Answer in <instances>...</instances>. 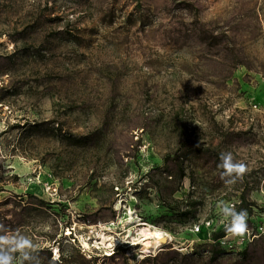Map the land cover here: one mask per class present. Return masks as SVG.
Segmentation results:
<instances>
[{"label":"rangeland","instance_id":"rangeland-1","mask_svg":"<svg viewBox=\"0 0 264 264\" xmlns=\"http://www.w3.org/2000/svg\"><path fill=\"white\" fill-rule=\"evenodd\" d=\"M241 194L262 234L222 248ZM118 216L166 242L99 245ZM0 224L42 264H264V0H0Z\"/></svg>","mask_w":264,"mask_h":264},{"label":"clouds","instance_id":"clouds-1","mask_svg":"<svg viewBox=\"0 0 264 264\" xmlns=\"http://www.w3.org/2000/svg\"><path fill=\"white\" fill-rule=\"evenodd\" d=\"M218 168L221 180L225 184H233L237 179H242L248 172V166L241 161H235L231 152H222L219 155ZM220 214L227 218L225 224L226 233L232 237H244L248 232L247 210L237 211L234 205L220 203L217 205ZM3 224H0V232H7ZM15 253H19V264H42L33 241L28 237L16 233L15 235H0V264H14ZM49 264H61L58 249H53V255Z\"/></svg>","mask_w":264,"mask_h":264},{"label":"bare ground","instance_id":"bare-ground-1","mask_svg":"<svg viewBox=\"0 0 264 264\" xmlns=\"http://www.w3.org/2000/svg\"><path fill=\"white\" fill-rule=\"evenodd\" d=\"M116 208L119 210L121 208V205L117 204ZM125 216L127 217L125 221H128V224L135 223L132 220L131 212L129 214H125ZM136 226L137 225H134L132 228H127L126 224H123V221L121 220L120 216H118V218L114 222H110L107 224L100 223L98 226H96L100 232L98 233V240H100L98 244L103 245L106 242H109L108 246L112 245L113 237L105 236L101 232L104 230L108 232H112L115 231L117 228H119V230H122L123 233L127 232V237H130L132 234H134V236H132L131 238L132 245L140 244L142 246L141 251L143 253H146L147 255L149 253L151 254L152 251H154L159 246H161L162 243L166 242L167 235H165L162 231L158 230L157 228L145 224L143 225L138 224V226H147V227H142L133 231V229ZM203 237H204L203 235L199 236V238H203Z\"/></svg>","mask_w":264,"mask_h":264},{"label":"built area","instance_id":"built-area-1","mask_svg":"<svg viewBox=\"0 0 264 264\" xmlns=\"http://www.w3.org/2000/svg\"><path fill=\"white\" fill-rule=\"evenodd\" d=\"M240 204V201H236V202H230L229 205H234L235 208H237V206ZM213 222L212 220H206L203 222H194L189 224L186 229L191 233V234H198L201 233L202 230L205 228L207 235L210 236L211 233L213 232ZM249 231V230H248ZM263 228L261 226H258L256 228V232L255 233H250L247 232V234L244 236L243 241L248 243H251L254 239H256L260 234H262ZM227 238L226 237H222L220 239L217 240V243H219L221 245L222 248L225 247L226 243H227ZM232 248V246L230 247Z\"/></svg>","mask_w":264,"mask_h":264},{"label":"trees","instance_id":"trees-1","mask_svg":"<svg viewBox=\"0 0 264 264\" xmlns=\"http://www.w3.org/2000/svg\"><path fill=\"white\" fill-rule=\"evenodd\" d=\"M239 200H240V204L237 206V211H240L241 208L249 205V204H247L245 196L243 194H241L239 196ZM225 233H226V231H223V232L218 233V234H214L213 237H214L215 242H217L218 239L222 238L225 235ZM216 246H217V244L213 245V247H216ZM213 252H214L213 253L214 256H216L217 254H221L222 253L221 250H218V249L214 250ZM214 256H213V258H214Z\"/></svg>","mask_w":264,"mask_h":264}]
</instances>
